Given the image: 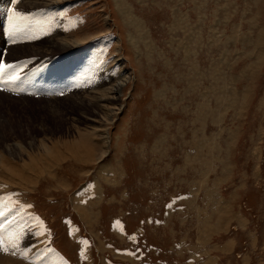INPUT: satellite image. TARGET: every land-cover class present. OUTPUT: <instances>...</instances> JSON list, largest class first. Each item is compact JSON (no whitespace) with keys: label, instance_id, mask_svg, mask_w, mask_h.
I'll list each match as a JSON object with an SVG mask.
<instances>
[{"label":"rangeland","instance_id":"rangeland-1","mask_svg":"<svg viewBox=\"0 0 264 264\" xmlns=\"http://www.w3.org/2000/svg\"><path fill=\"white\" fill-rule=\"evenodd\" d=\"M54 1L0 0V264H264V0Z\"/></svg>","mask_w":264,"mask_h":264},{"label":"bare ground","instance_id":"bare-ground-1","mask_svg":"<svg viewBox=\"0 0 264 264\" xmlns=\"http://www.w3.org/2000/svg\"><path fill=\"white\" fill-rule=\"evenodd\" d=\"M36 1V6L40 7V6H44L47 8V11L50 13L52 12V7L55 3L54 0H34V2ZM51 14V13H50ZM56 36V35H55ZM55 40H58L56 39V37H52L50 39V43H49V46H48V42H47V46L45 48V50L47 51L46 52V56H48L49 54V51L48 50H51L53 49V47L55 46ZM53 43H52V42ZM85 41V40H84ZM63 45V47L65 46L66 48H71V49H74V48H78V46H80L82 43L78 42V41H73V40H64V41H60ZM68 43V44H66ZM93 78V77H92ZM102 78V76H101ZM100 78L98 77L97 80H99ZM105 79V78H103ZM103 81L104 82V86L109 84V82H107V80H102L100 79L99 83ZM101 84V83H100ZM87 92H86V96L85 98H88V101L87 102H83V100H85V98H83V100L81 99V97L77 100V102L79 103H83L84 104V111L87 112V113H92L94 114V118H87L89 121H91V123H94L95 124H98V121L95 120V118L98 116L102 119H107L109 114L111 113V115H113L114 113H112L113 111L116 110V106L113 105L111 106L110 103L111 101L113 100H116L114 99L113 97H110L111 93L109 92V90H111L109 88V86L107 87H103L101 89H98V88H92V91L89 92L88 91V88L85 89ZM82 92V91H81ZM89 92V93H88ZM83 95V94H82ZM73 101V100H72ZM53 102H57L56 100H53ZM52 102V103H53ZM81 106V105H80ZM86 119V120H87ZM108 120V119H107ZM92 131L88 132L86 135H82L81 137L82 138H85V136H89L90 138V142H92V134H98V127L96 126H92ZM92 144V143H91ZM92 147V146H91ZM90 145H87V146H83L82 144H80L79 142V145H75L74 147L70 148V147H66V152L68 154V158L70 160H72V157H77L78 159L82 160V161H89V158L92 157V152H93V147L91 148ZM79 153L83 156H80ZM82 157V158H81ZM42 159L40 160H44L47 158V163H46V166L44 168V170L40 169V170H33L34 171V174H36L38 177L44 172H49V174L51 175V170H52V167L56 165V163H58L62 158L63 156L60 154L59 150L57 148H51V149H48L44 152V155L41 156ZM88 159V160H87ZM37 160H34L33 158H31L30 160V163L33 164V166L35 165L34 163H36ZM29 163V164H30ZM2 166V165H0ZM36 169V167H35ZM25 171L21 170V169H16V168H5V167H2V169L0 170V175L4 178L5 176H9V177H12L13 174H20L21 179H18L22 182L24 181H27V178L24 177V176H27L24 175ZM47 174V173H46ZM26 240V239H25ZM15 242V245L11 242V241H8L10 245H14V248L17 247V248H20L21 249V246L24 245V241L22 240V242L20 240H14ZM27 244V243H26ZM7 245V244H6ZM9 246V245H8ZM5 248V246H3ZM27 249V248H26ZM1 250V249H0ZM6 250V249H5ZM16 250V249H15ZM14 250V251H15ZM29 251V250H27ZM9 252V251H8ZM11 252V251H10ZM23 253V251H21ZM25 252V251H24ZM2 253V252H1ZM26 253V252H25ZM6 254V253H5ZM3 254V255H5ZM21 254V253H20ZM24 254V253H23ZM27 254V253H26ZM2 255V254H1ZM9 254L7 253L6 256H8ZM25 255V254H24ZM1 257V256H0ZM10 257V256H9ZM3 258V257H1ZM26 259V258H25ZM15 263V262H14ZM19 263V262H18ZM29 263V262H27ZM3 264V263H2ZM6 264V263H5ZM8 264H11V263H8ZM30 264V263H29Z\"/></svg>","mask_w":264,"mask_h":264},{"label":"crops","instance_id":"crops-1","mask_svg":"<svg viewBox=\"0 0 264 264\" xmlns=\"http://www.w3.org/2000/svg\"><path fill=\"white\" fill-rule=\"evenodd\" d=\"M75 222H74V220L72 221V219H69V223L67 222V227H69V226H73L74 228H78V230H79V224L78 223H76V224H74ZM76 226V227H75ZM142 229H141V227L139 228V229H137V231H134V237L136 238L137 237V234L139 235V237H141L142 236V231H141ZM81 235V234H80ZM83 238H86L84 235H83ZM58 251H59V249H58ZM61 252H63V251H61ZM61 252L59 251V256L60 257H62V258H66V255L64 254V253H62L61 254ZM64 256V257H63ZM134 257H135V260H134V264H141L140 263V261H141V258H140V260H139V262H138V258H137V254L135 253V255H134Z\"/></svg>","mask_w":264,"mask_h":264},{"label":"snow or ice","instance_id":"snow-or-ice-1","mask_svg":"<svg viewBox=\"0 0 264 264\" xmlns=\"http://www.w3.org/2000/svg\"><path fill=\"white\" fill-rule=\"evenodd\" d=\"M2 244H3V242H2V241H0V248H2Z\"/></svg>","mask_w":264,"mask_h":264}]
</instances>
